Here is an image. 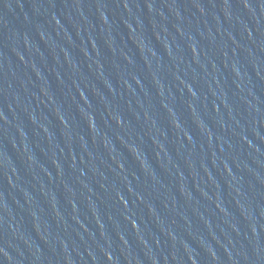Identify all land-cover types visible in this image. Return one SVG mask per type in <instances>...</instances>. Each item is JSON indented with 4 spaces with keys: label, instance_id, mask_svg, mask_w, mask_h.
<instances>
[{
    "label": "water",
    "instance_id": "water-1",
    "mask_svg": "<svg viewBox=\"0 0 264 264\" xmlns=\"http://www.w3.org/2000/svg\"><path fill=\"white\" fill-rule=\"evenodd\" d=\"M0 264H264V0H8Z\"/></svg>",
    "mask_w": 264,
    "mask_h": 264
}]
</instances>
